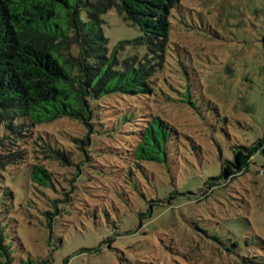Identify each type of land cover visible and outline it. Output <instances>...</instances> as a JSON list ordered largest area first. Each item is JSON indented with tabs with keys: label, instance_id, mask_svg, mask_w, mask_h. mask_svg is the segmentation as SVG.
<instances>
[{
	"label": "rangeland",
	"instance_id": "374dc122",
	"mask_svg": "<svg viewBox=\"0 0 264 264\" xmlns=\"http://www.w3.org/2000/svg\"><path fill=\"white\" fill-rule=\"evenodd\" d=\"M104 19L111 51L120 57L144 52L145 45L135 43L140 31L115 10ZM167 58L166 75L180 108L115 96L102 104L101 119L115 120L122 108L140 107L145 119L160 115L178 133L168 164L146 162L150 173L135 170L133 177L118 179L135 144L136 128L128 126L112 138L94 135L90 156L80 158L86 169L77 184L75 166L30 154L29 162L53 173L58 193L46 196L33 187L24 166L0 175V230L7 251H0V264H241L239 258L232 262L234 254L256 257L247 264H264V157L256 153L247 171L223 177L218 186L211 181L224 167H234L239 152L264 139V0H181L171 15ZM40 131L74 159L82 146L76 140L86 134L71 119ZM124 186L138 189L132 202L118 196ZM66 191L68 205L51 220L45 212H55L51 201L64 200ZM172 192L180 195L172 203L153 202ZM148 208L150 223L140 216ZM142 223L150 237L109 249L115 232L123 238L140 231Z\"/></svg>",
	"mask_w": 264,
	"mask_h": 264
},
{
	"label": "trees",
	"instance_id": "16d2710c",
	"mask_svg": "<svg viewBox=\"0 0 264 264\" xmlns=\"http://www.w3.org/2000/svg\"><path fill=\"white\" fill-rule=\"evenodd\" d=\"M180 3L181 0H0V175L10 168L24 166L33 187L47 193L46 196L57 194L53 173L43 164L29 162L30 154H43L60 164L75 166L77 184L86 169V162L80 158L90 156L94 135L112 138L127 126L131 130L136 128L132 131L136 134L135 144L118 179L133 177L135 170L144 175L150 173L146 162L168 164L178 135L174 125L156 113L143 118L145 113L140 107H136L137 112L122 108L119 116L107 123L101 119V106L115 96L150 98L153 103L166 105L182 102L173 96L176 91L165 67V63L170 64L167 55L171 15ZM111 10L140 31L135 43L145 45L142 54L120 57L117 50H110L104 34V16ZM125 44L122 42L117 48ZM61 119L75 120L86 129V134L76 140L82 146L75 159L72 152L59 149L40 131L42 126ZM137 122L140 125L135 127ZM256 153L264 157V139L239 152L231 164L234 169L224 167L219 177L212 178V185L218 186L223 177L232 178L247 171ZM138 192L124 186V192L118 191V196L132 202ZM177 196L180 195L172 192L166 200L157 198L153 202L162 206L167 200L172 203ZM70 197L67 191L64 200L56 197L51 201L55 212L47 211L45 215L52 220L59 215V209L64 212ZM184 197L193 203L191 196ZM151 212L148 208L140 215L142 220L148 219L150 223L154 218ZM112 224L116 230L117 223ZM143 225L140 231H127L123 238V234L115 232L108 242L109 249H120L119 244L130 238L150 237ZM0 251L7 253L1 230ZM230 252L224 256L229 257ZM230 257L235 258L232 262L241 259V264L256 258L239 254ZM47 263L50 260L44 262Z\"/></svg>",
	"mask_w": 264,
	"mask_h": 264
}]
</instances>
